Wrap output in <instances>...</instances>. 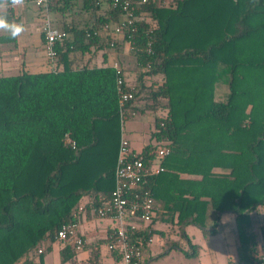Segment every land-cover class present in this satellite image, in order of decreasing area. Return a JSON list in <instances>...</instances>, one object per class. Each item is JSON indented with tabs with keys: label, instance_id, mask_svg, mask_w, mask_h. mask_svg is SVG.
Returning a JSON list of instances; mask_svg holds the SVG:
<instances>
[{
	"label": "trees",
	"instance_id": "obj_1",
	"mask_svg": "<svg viewBox=\"0 0 264 264\" xmlns=\"http://www.w3.org/2000/svg\"><path fill=\"white\" fill-rule=\"evenodd\" d=\"M105 1L94 25L64 29L67 35L55 43L56 57L48 60L47 70L0 75V264H36L35 253L42 264L57 230L78 220L75 211L84 197L92 196L82 208L88 212L109 200L122 123L117 74L107 56L122 52L124 44L135 62L133 85L121 71L123 88L133 95L124 109L149 110L154 116L156 143L142 149L145 158L167 138L170 152L163 167L177 154L184 155V165L191 164L195 152L203 165L214 136L223 140L229 130L233 143L244 136L245 146L233 148L248 155L243 164L240 156L232 163V201L213 199L212 207L216 215L225 209L236 213L238 264H253L261 255H254L250 213L264 205V0L151 2L132 9L134 30L125 25L120 34L113 28L124 13ZM97 52L103 56L100 65L93 61ZM216 82L227 85L226 100H214ZM163 172L145 185L154 210V186ZM206 205L181 203L177 223L205 227ZM151 222L134 240L143 254ZM212 226L207 233L216 231L215 219ZM95 247L84 264H102ZM109 252L119 264V251ZM76 253L65 243L61 261L74 262Z\"/></svg>",
	"mask_w": 264,
	"mask_h": 264
},
{
	"label": "crops",
	"instance_id": "obj_2",
	"mask_svg": "<svg viewBox=\"0 0 264 264\" xmlns=\"http://www.w3.org/2000/svg\"><path fill=\"white\" fill-rule=\"evenodd\" d=\"M92 1H95L93 5H91L90 0H58L47 7H37L31 3H24L21 6L4 10L5 19L10 23L22 24L25 31L20 36L11 38L8 32L0 30V74L13 75L21 71L37 73L47 70L50 65L44 52L43 35L40 31V24L43 19H49L56 27L62 29L92 26L95 18L103 13L107 5L105 0ZM94 6H96L95 9ZM87 56L85 55V57ZM117 59L120 60L124 69L125 66L127 68L129 64H126L125 55L121 51L114 50L107 56L110 65ZM93 61L97 65L102 64V53L97 52ZM125 70L126 80L131 82L132 71ZM213 94L216 101L226 100L227 85L216 82L213 87ZM127 111L126 118L121 120V136L127 138L130 148L134 152L140 153L146 145L156 143L152 137L154 116L149 110L141 112L127 109ZM125 123H130L127 129ZM145 123L148 128L143 129L141 125ZM225 134L223 140L217 135L214 136L213 141H211L212 151L203 165L199 163V156L196 152L193 154L191 164L184 165V155L182 154L166 159L164 172L154 186L157 205L150 223V228L153 231L141 264H154L158 259L174 251H178L184 260L191 264L239 263L240 251L235 224L236 213L232 209H225L216 215V211L212 207L213 199L217 204L232 201L233 189L229 183L233 180L232 163L236 162L237 157L240 156L243 164L242 158L248 155L246 150L233 149L238 144L245 146L246 141L243 135H240L239 142L233 143L232 140L228 139L231 137V131L226 130ZM142 136H146L148 140L139 151H136L132 141ZM239 171L246 172L245 168ZM241 183L242 181L237 188L239 191H242ZM91 199L92 196L84 197L79 207L83 208L84 204ZM186 200L206 202L205 227L192 223L185 225L177 223L179 206L181 203L185 204ZM79 207L78 212L75 211V213L79 214L77 222L80 234L84 238V245L80 249H76L74 262H62L60 250L65 243L55 239L51 248L53 245L57 247L58 264H84L90 257L92 249L96 248L95 246L99 247V257L102 264H116L114 256L106 248V234L111 226V221L109 219L96 220L93 209L88 212L84 209L79 210ZM250 216L254 223L252 227V232L255 234L254 255L264 256V205H258L257 209L250 213ZM214 219L217 221L216 231L207 233V230L213 229ZM181 234L188 236L193 248L187 244ZM154 235L158 236L156 242L153 240ZM187 250L189 255L184 254ZM49 251L43 255L42 264H46V254ZM33 260L36 264H40L37 253L33 254Z\"/></svg>",
	"mask_w": 264,
	"mask_h": 264
},
{
	"label": "built area",
	"instance_id": "obj_3",
	"mask_svg": "<svg viewBox=\"0 0 264 264\" xmlns=\"http://www.w3.org/2000/svg\"><path fill=\"white\" fill-rule=\"evenodd\" d=\"M58 0H25L24 3H31L37 7H47ZM155 3L157 5H168L173 0H112L113 5H117L123 11L121 23L114 25L113 33L120 34L122 27H133L132 9L140 5ZM10 3L0 5V16L6 9L13 8ZM4 17V16H3ZM105 28L107 25L104 26ZM40 31L43 35V48L46 57L53 62L56 57L55 43L64 39L67 32L56 27L49 19H43L40 24ZM114 42H111L113 45ZM131 47L129 46V50ZM149 51V46L147 48ZM112 67L117 74L116 88L119 97L121 120L127 115L124 103L133 98L132 93L123 88L124 79L121 75L123 65L115 60ZM70 142V139H67ZM163 142V143H162ZM160 146L151 151L153 157H144L141 153H136L130 148V143L124 136H121L114 170V188L111 191L109 200L93 209L96 220L109 219L111 226L106 234L107 250H117L121 259L119 264H140L143 253L134 240L140 238L139 234L147 230V226L153 216V197L145 185L149 177L157 175L164 170L163 159L169 154V140L166 138ZM82 207H79L81 210ZM55 239L62 243H71L76 249H80L84 243V238L80 234L77 221L62 224L57 230ZM150 241V237L148 238ZM41 252V249L38 250ZM245 264V263H241ZM254 264H264V256H260Z\"/></svg>",
	"mask_w": 264,
	"mask_h": 264
},
{
	"label": "rangeland",
	"instance_id": "obj_4",
	"mask_svg": "<svg viewBox=\"0 0 264 264\" xmlns=\"http://www.w3.org/2000/svg\"><path fill=\"white\" fill-rule=\"evenodd\" d=\"M125 55V60L127 61L126 64L128 65L127 68L125 66V69H128L129 71L133 70L135 68V62H134V56L130 53L128 44L123 45V51L121 52ZM117 61L120 62V60L117 59ZM1 73V72H0ZM1 75V74H0ZM130 86L133 85L131 82ZM143 106V103H137V105ZM130 126V123H125V128L127 129ZM142 128H148L147 124L141 125ZM141 128V129H142ZM130 133V132H128ZM135 137V135H134ZM148 140L146 136L139 137L136 140L132 141L133 147L136 151H139L142 147V145ZM163 143V142H162ZM162 145L159 143L157 146ZM158 239L157 235H154L153 240L156 242ZM153 242V243H154ZM46 264H58V254H57V247L56 245H53L51 250L46 254ZM189 261H185L182 255L178 251L171 252L169 255L164 256L156 261L154 264H191Z\"/></svg>",
	"mask_w": 264,
	"mask_h": 264
},
{
	"label": "clouds",
	"instance_id": "obj_5",
	"mask_svg": "<svg viewBox=\"0 0 264 264\" xmlns=\"http://www.w3.org/2000/svg\"><path fill=\"white\" fill-rule=\"evenodd\" d=\"M25 0H0V5L10 3L13 6L23 5ZM38 3L43 2V0H37ZM0 30L6 31L10 34L11 38H16L20 36L24 31V26L15 22L7 21L3 16H0Z\"/></svg>",
	"mask_w": 264,
	"mask_h": 264
}]
</instances>
